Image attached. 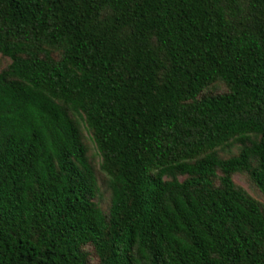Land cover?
Here are the masks:
<instances>
[{"label": "trees", "instance_id": "obj_1", "mask_svg": "<svg viewBox=\"0 0 264 264\" xmlns=\"http://www.w3.org/2000/svg\"><path fill=\"white\" fill-rule=\"evenodd\" d=\"M0 54V264H264V0H0Z\"/></svg>", "mask_w": 264, "mask_h": 264}, {"label": "rangeland", "instance_id": "obj_2", "mask_svg": "<svg viewBox=\"0 0 264 264\" xmlns=\"http://www.w3.org/2000/svg\"><path fill=\"white\" fill-rule=\"evenodd\" d=\"M9 63V59L2 56L0 54V69L5 68ZM213 88L215 90H222L223 86L220 84H216ZM80 128L83 137V142L86 146L87 156L94 168L96 181H97V194H96V201L98 205L103 209L107 210L109 205L110 199V190L108 187V177L107 175L101 170L100 163H101V156L96 148L94 140L92 138L91 133L87 130L86 126L82 121H80ZM236 148L232 149V152L235 151ZM223 154V150L220 151ZM234 181L237 185L241 186L245 189L248 193L253 195L255 198L259 199L264 204V196L261 194L260 191L256 190L245 178V176L240 174H235L233 176Z\"/></svg>", "mask_w": 264, "mask_h": 264}]
</instances>
